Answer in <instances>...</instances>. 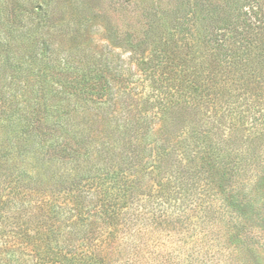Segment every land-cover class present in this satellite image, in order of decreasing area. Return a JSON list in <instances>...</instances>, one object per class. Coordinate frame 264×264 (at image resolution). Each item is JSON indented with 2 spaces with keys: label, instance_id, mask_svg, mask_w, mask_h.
<instances>
[{
  "label": "trees",
  "instance_id": "1",
  "mask_svg": "<svg viewBox=\"0 0 264 264\" xmlns=\"http://www.w3.org/2000/svg\"><path fill=\"white\" fill-rule=\"evenodd\" d=\"M90 3L83 16L101 18L106 41L148 78L149 108L114 144L92 150L61 102L71 90H112L104 65L87 70L70 54L37 61L32 84L55 87L48 103L36 93L21 113L0 107V264H212L229 243L240 250L228 230L256 192L238 184L247 160L235 152L264 140L262 110L252 142L241 130L244 114L252 123L264 107V0ZM56 10L44 19L55 21ZM43 30L41 53L50 34L69 52L80 33ZM230 101L238 118L219 113Z\"/></svg>",
  "mask_w": 264,
  "mask_h": 264
},
{
  "label": "rangeland",
  "instance_id": "2",
  "mask_svg": "<svg viewBox=\"0 0 264 264\" xmlns=\"http://www.w3.org/2000/svg\"><path fill=\"white\" fill-rule=\"evenodd\" d=\"M90 1L0 0V107L16 106L21 113L27 103L31 105L34 103L36 93L45 97L48 103L50 95L54 94L50 91L55 87L51 84L44 86H40L39 83L32 84L36 78L37 61L46 59L47 65H52L50 61L66 58L70 54L74 57L75 64L87 70L101 68L102 62L111 81L112 90L103 94L99 92L101 94L98 95L88 90L82 92L71 90L73 93L67 94L61 102L65 107V117L71 124L72 133L92 139V150H102L115 143L117 135L130 121L144 120L143 110L149 108L146 98L152 96V88L149 86L148 78L138 71L131 54L113 47L106 41L101 29V18L83 16L84 13H81L80 9H86L85 3ZM54 8L59 10L53 15L56 16V20H45L44 13ZM38 12L41 14H36ZM48 25L52 27V31L61 27L80 29V33L74 39L76 41L65 46L67 48L72 46L69 52H62L55 43H51L54 41L53 34H50V51L41 53L39 47L35 46L36 37L43 35L42 33H45L43 29ZM44 38L48 39L47 36ZM40 87L44 88L39 89ZM232 103L230 101L222 105L219 113L227 116V111H233L232 116L238 118L237 116L241 114L238 115L236 111L239 109ZM241 108L244 110V107ZM261 110L264 111V107L258 106L252 111L255 116L252 123L250 122L252 116L244 114L241 130L243 140L247 143L252 142L256 136L255 131H259L257 126L253 130L252 127L253 124L260 123V120L257 121L259 114L257 111ZM147 114L150 115V111L147 110ZM234 117L232 121H237ZM236 147L238 148L235 153L243 155L242 157L247 160L242 165L243 172L238 184L242 181L251 183L250 188L256 194L251 196L252 201L247 202L253 204L254 208L249 207L245 218L239 217L240 224L228 230L231 233H228L229 237L240 250L235 251L233 245L229 243L227 247L230 249H218L219 252L215 254L212 264H264V140L256 141L254 148H248L245 144ZM254 183L258 187L254 188ZM241 253L246 258L245 262ZM228 255L230 257H227Z\"/></svg>",
  "mask_w": 264,
  "mask_h": 264
}]
</instances>
